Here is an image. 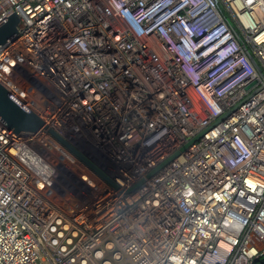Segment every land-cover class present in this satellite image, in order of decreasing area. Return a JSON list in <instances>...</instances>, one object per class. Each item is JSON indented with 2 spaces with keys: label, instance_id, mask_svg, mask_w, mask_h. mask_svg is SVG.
I'll list each match as a JSON object with an SVG mask.
<instances>
[{
  "label": "built area",
  "instance_id": "2783aa9c",
  "mask_svg": "<svg viewBox=\"0 0 264 264\" xmlns=\"http://www.w3.org/2000/svg\"><path fill=\"white\" fill-rule=\"evenodd\" d=\"M15 12L0 83L45 126L0 119V264L264 256V0H0Z\"/></svg>",
  "mask_w": 264,
  "mask_h": 264
},
{
  "label": "water",
  "instance_id": "95a60500",
  "mask_svg": "<svg viewBox=\"0 0 264 264\" xmlns=\"http://www.w3.org/2000/svg\"><path fill=\"white\" fill-rule=\"evenodd\" d=\"M6 23L0 25V50L7 46L9 43L16 40L19 36V25L21 23V17L16 12L5 19ZM251 59L256 68L261 71L256 59L251 56ZM0 119L4 121L10 129L14 132L22 133L27 131L36 132L45 126L44 120L19 99H17L11 92H9L0 83ZM51 134L57 138L65 147L77 155L82 161H84L91 169H93L100 176L105 178L111 184H115L113 180L108 178L91 160H89L82 152H80L76 146L71 144L64 136L60 135L54 129H50ZM200 137V135L198 136ZM193 139L190 143L196 140ZM189 143V144H190ZM178 153L171 156L167 161L153 170L150 175L158 172L166 163L173 160ZM144 181L141 180L132 187L131 190H135Z\"/></svg>",
  "mask_w": 264,
  "mask_h": 264
},
{
  "label": "snow or ice",
  "instance_id": "6c2138e0",
  "mask_svg": "<svg viewBox=\"0 0 264 264\" xmlns=\"http://www.w3.org/2000/svg\"><path fill=\"white\" fill-rule=\"evenodd\" d=\"M4 23H6V21H5L4 19L0 18V25H3ZM4 70L7 71L8 69L5 68ZM94 99L99 100V99H100V96L94 94ZM88 103H89V102H88L87 99H85L84 102H83V104H84L85 107L88 105ZM41 187H44V186L41 185ZM189 194H191V193H189ZM217 199H219V197H217Z\"/></svg>",
  "mask_w": 264,
  "mask_h": 264
},
{
  "label": "rangeland",
  "instance_id": "374dc122",
  "mask_svg": "<svg viewBox=\"0 0 264 264\" xmlns=\"http://www.w3.org/2000/svg\"><path fill=\"white\" fill-rule=\"evenodd\" d=\"M73 169H74V171H77L78 173H81V172H83L84 171V169H82L81 167H79V166H73L72 167Z\"/></svg>",
  "mask_w": 264,
  "mask_h": 264
},
{
  "label": "trees",
  "instance_id": "16d2710c",
  "mask_svg": "<svg viewBox=\"0 0 264 264\" xmlns=\"http://www.w3.org/2000/svg\"><path fill=\"white\" fill-rule=\"evenodd\" d=\"M254 264H264V256L261 257L257 262H255Z\"/></svg>",
  "mask_w": 264,
  "mask_h": 264
}]
</instances>
